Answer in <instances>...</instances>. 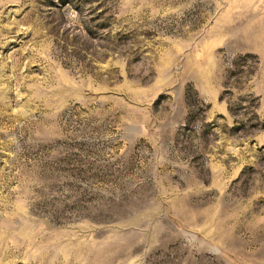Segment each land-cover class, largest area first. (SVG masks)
<instances>
[{
  "label": "rangeland",
  "instance_id": "obj_1",
  "mask_svg": "<svg viewBox=\"0 0 264 264\" xmlns=\"http://www.w3.org/2000/svg\"><path fill=\"white\" fill-rule=\"evenodd\" d=\"M0 264H264V0H0Z\"/></svg>",
  "mask_w": 264,
  "mask_h": 264
}]
</instances>
